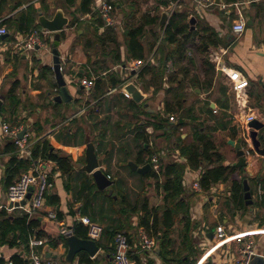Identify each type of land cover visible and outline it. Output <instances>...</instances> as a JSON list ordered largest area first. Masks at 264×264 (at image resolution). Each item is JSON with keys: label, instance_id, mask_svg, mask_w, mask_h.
<instances>
[{"label": "crops", "instance_id": "1", "mask_svg": "<svg viewBox=\"0 0 264 264\" xmlns=\"http://www.w3.org/2000/svg\"><path fill=\"white\" fill-rule=\"evenodd\" d=\"M18 1L23 2L24 5L15 9V5L11 3L6 9L3 20H9L26 9L29 3H25L28 1L36 2L35 7L40 12L42 11L41 4L37 2L39 0H17L16 2ZM93 1L92 14H76L80 0L76 2L75 8H68L65 0H46L48 11L46 9L40 14L51 19L58 10H61L70 22L74 13L81 21L79 26L67 27L62 32L63 35L61 33V42L58 48L61 66L70 97H72V100L66 103L54 101V98L60 95L54 71L49 73L41 70L43 66L53 67L52 48L55 34L42 29L40 32L44 33L43 45L33 51H25L18 45L26 39V36L10 29L7 25L0 26L4 27L7 32L0 36V97L5 98L0 111V211L9 205L6 171L11 158L15 155V150L13 151L10 141L2 131V124L7 123L11 126L19 124L23 130L26 129V134L34 145L39 140L46 138L53 149L70 156L75 163V172L71 176H64L56 163L52 161L54 164L52 169L54 188L48 193L43 209L30 217L41 222L39 230L46 234L44 239L46 243L40 249V253L45 257L51 253L52 258L50 259H54L59 264H68L65 261L67 247L60 245L53 250L48 245V238L59 237L61 225L74 229L77 224L75 215L78 212L82 213L83 200L77 196L82 186L79 173H84L87 177L92 178V175L82 171L86 165L85 154L88 143H93L96 146L98 158L103 161V170L115 181V185L109 188L113 189L112 195L115 194L114 188L117 181H122L123 189L130 195L132 201H136L141 196L148 199L151 207L163 205V191L160 193V199L157 198L151 204L143 185L146 179H153L145 178L147 174L154 171L152 159L159 158L161 166L172 162L187 165V161L180 155L175 145L177 136L166 140L163 136L164 131H155L152 126L147 127L145 131L147 133L145 134L149 136L148 144L139 142L138 123L149 121L145 114H159L170 121L173 117L172 123L183 122L184 126L180 131L186 144L193 142V134L198 129L208 130L214 137L219 152L224 157V165L235 169L230 180L218 183L209 192H204L203 190L196 191L193 188L194 183L199 181L202 171L187 167L184 174V189L186 200L191 206L192 230L185 240L184 236L180 235L181 231H184L185 223L178 222L176 231L173 233L175 249L183 252L182 256L185 257L186 264H234L239 257L241 244L251 237L255 240V250L258 253L252 264H264L262 258L264 255V207H258L257 196V187L259 184L262 185L260 181L264 180V156L257 154L252 149L250 140L245 141L244 139L246 130L240 121L232 82L225 74L216 71L217 78L214 87L209 92L187 85L183 108L176 114L165 113V103L168 99H172L166 91L170 87L167 82L168 74L174 71L172 62L169 61L167 64V75L164 78L162 90L155 93V88L150 86V76L139 80L140 73L148 64L137 68L136 71L129 70L132 67V60H139H129L125 42L126 23L128 21L129 23L137 22L145 15L150 17L159 15L162 20L163 14H167L168 18L163 27L172 14L177 11L188 15L189 21L195 19L194 28L190 23L191 30L213 31L223 41L224 45L218 48L211 47L210 51H216L219 48L227 49L228 53L222 58L221 65L228 72L234 70L242 74L247 81L249 108L257 116V119L264 123V112L256 104L259 96H261V103L264 104V0H243L242 2L235 0L234 3H230L228 0H215V4L208 7L201 6L198 0H111L112 3H117L113 16H117L118 19L113 27L119 36L121 63L115 62L111 56H104L99 44H92L89 49L85 47L87 42L95 39L93 26H91L92 16L95 13L100 14L96 9L98 0ZM240 19L245 20L246 30L241 36H236L233 33V26ZM249 22L252 24L248 25ZM163 27H160L159 23V28ZM103 31L100 29L99 35ZM200 35L202 36V32ZM149 42H151L150 34L144 40L147 58L142 61H148L153 57V62L149 65H156L160 55L156 56L154 52L149 53ZM197 42H199V38L196 40ZM189 49L192 53L191 56L194 55L196 70L197 64L199 67L201 63H196L197 52L194 51L193 44L189 45ZM97 61L100 64H97ZM169 65H171L170 70ZM69 68L71 69L68 72ZM195 70L191 72L190 76L199 75L203 79V72L197 73ZM92 77H97V79L92 91L87 93L81 85V81ZM179 77L182 78V76ZM100 78L103 79L104 86L98 90L97 80ZM113 79L124 82L113 90L111 88ZM129 84H134L142 93L144 99L141 102L125 96L127 93L125 87ZM13 87H15L14 95L18 102L15 106H11L8 101V93ZM56 87L59 92L56 91ZM155 96L162 97V102L156 109L150 106V100ZM253 103L254 107L251 105ZM4 107L5 113L2 114ZM209 109L213 112H210ZM239 140H242L243 149L250 152L245 156L246 166L243 168L235 167L239 158L236 149L229 144L230 141L237 142ZM149 160L150 162H148ZM130 162L137 164L138 167L151 164L152 171L141 175L132 171L129 166ZM122 170L131 177H138L142 184L141 188L134 191L128 190L121 175ZM22 174L16 176L15 181ZM245 180L248 181V185L253 191V204L247 205L244 198L248 209L239 210L232 202V187L234 181H243L244 190ZM262 188L264 190V185ZM51 195L59 198L58 205L48 203V197ZM113 197L118 200L116 195ZM30 203L31 199L26 206ZM93 208L96 211L104 208L105 216L118 219V216H113L109 204L104 203L101 199L97 205H93ZM20 212L24 211L20 208L9 211L12 213L11 215L15 216ZM52 212L57 214L56 221L49 218V214ZM96 223L103 228L120 226L118 223L110 222L107 218L103 221L97 220ZM138 223V215H132L128 221L122 223L125 226L124 232L130 238L131 257L132 255L139 257L141 264H166L160 256L161 247L159 251H156L155 247L152 252H141L140 235L144 229L139 227ZM218 227L224 228L226 236L223 238H219L217 234ZM99 242L106 243V240L102 236L97 241V243ZM157 243L156 241V245ZM110 246L108 245L104 249L100 248L95 257H88L95 260L96 264H113V250L109 248ZM188 253L191 254L187 260ZM0 254L3 255L0 258L7 261L14 255L29 260L30 255L20 247L12 249L8 246H0ZM79 255L72 264H80Z\"/></svg>", "mask_w": 264, "mask_h": 264}, {"label": "trees", "instance_id": "2", "mask_svg": "<svg viewBox=\"0 0 264 264\" xmlns=\"http://www.w3.org/2000/svg\"><path fill=\"white\" fill-rule=\"evenodd\" d=\"M17 0H0V26H8L16 32H19L25 36L29 35L35 30L41 31V26L37 23L40 14L45 12L47 8L46 0H39L42 6L40 12L35 3L28 1L25 4L29 5L26 9L20 11L17 15L9 20H3V16L6 13L8 6L13 3L15 9L21 8L24 3L16 2ZM78 0H65L67 7L75 8ZM93 0H80L77 13L92 14L93 13ZM230 3L236 2L235 0H228ZM115 9L117 3L113 2ZM167 4L166 2L164 3ZM74 13L70 25L68 27L75 28L81 24L80 19ZM94 41H89L85 44L86 49L93 44L101 45L104 56H111L115 62H122V54L120 51L119 36L115 28L112 26H106L101 14L95 13L92 16ZM161 17L159 15L150 17L143 16L139 21H129L126 23L125 29V42L128 49V58L136 59L139 61L146 60L145 55V43L144 40L148 34L151 35V42L148 43L149 53H155L159 59L156 65H147L139 75V80H144L147 76L151 77L150 86L155 88V93L162 90L164 78L167 75V64L169 61L174 66V71L168 74L169 89H167L168 96L172 99H168L165 103V113L176 114L184 105L186 99L185 90L187 85H191L194 89L205 90L209 92L215 84L217 78V72L215 65L206 56L210 52V48H218L224 45L223 41L218 38V35L211 31L205 30H191L190 21L188 15L184 13L174 12L169 18L167 24L163 28H159ZM100 29H103V33L99 35ZM208 30V29H207ZM202 32V36L200 33ZM63 35V33H62ZM43 38V36H42ZM199 38V42L196 40ZM194 45V51L201 54V66L203 72V79L199 75H193L191 72L195 70V62L191 56L189 45ZM155 50V51H154ZM97 64H100L98 61ZM95 63V64H96ZM42 72H53V69L48 66H43ZM179 76H182L180 78ZM191 77V78H190ZM124 81L113 79L111 82V88L115 90L120 83ZM103 79L97 80L98 90L103 88ZM56 91L59 89L56 87ZM15 94V87H13L8 93L9 104L17 105V97ZM250 96V95H249ZM260 98V99H259ZM258 108L264 112V104L261 103V96L256 100ZM208 108L210 105H207ZM210 112H213L209 109ZM5 113V107L2 110V114ZM149 121L144 123H138L139 135L138 139L141 144L144 142L148 144L149 136L146 134V128L152 126L155 131H164V138L166 140L176 137L175 145L178 148L180 155L187 161V165H181L178 163L162 164L160 173L155 171L150 172L145 176L151 177L156 180L157 188L164 193L163 205L158 207H151L149 201L145 197L132 201L130 195L123 189V182L117 181V185L114 188V195H110L108 190L99 191L92 178H89L84 173H79L82 186L79 189L77 196L80 200H83L82 215L89 217L93 222L97 220L109 219L112 223H118L120 226H109L104 228L103 238L106 243H98L100 248H109L114 252V239L119 233L125 234V226L123 221H128L132 215L139 216V227L150 236L156 239L159 243L161 250L160 256L166 262V264H186L185 257L182 256V251L175 249V240L173 239V233L176 231V225L178 222H184V231H181L180 235H183L185 240L188 238L192 230V221L190 220L191 206L186 200V192L184 189V174L189 167L193 170H201V176L199 184L204 192H209L218 183L227 182L230 180L231 175L235 169L230 166L224 165V157L217 148L214 137L208 130H197L193 134V142L186 144V140L182 138L181 129L184 126L183 122L172 123L168 118L162 115L145 114ZM19 125V124H18ZM146 133V134H145ZM168 135V136H167ZM145 140V141H144ZM15 155L11 158L6 171V183L7 188L15 182L16 176H19L23 172L28 171L32 164V160L19 159L16 156V146L11 143ZM143 147V146H142ZM143 149H145L143 147ZM50 160L56 163L59 171L64 176H71L75 172V163L70 156L64 155L61 151L53 149L49 141L46 138L39 140L33 147V160L39 159ZM151 160V159H150ZM150 160L148 162H150ZM161 165V164H160ZM264 185V180L260 181ZM113 191V189H112ZM117 196L118 200H115L113 196ZM144 195V194H143ZM76 196V197H77ZM120 198V199H119ZM107 202L113 211V216H118V219H112L108 215L105 216V210L102 208L96 211L93 205H97L99 201ZM48 203L58 205L60 200L58 197L49 196ZM232 202L236 204L237 209L247 210V206L244 201L243 181H234L232 187ZM258 207H264V198L258 200ZM5 208L0 211V246H8L10 248H18L24 250L25 253L30 254V240L36 238L38 240L45 239L46 234L39 230L41 222L38 219L30 218L26 213H19L16 216L11 215ZM75 235L81 239H89L88 229L81 223H77L74 227ZM183 232V233H182ZM130 241V238H129ZM48 245L53 250L57 249L60 245H66V239L62 236L57 238H48ZM43 246L37 248L40 253V249ZM188 253L186 256L189 259ZM80 264H96L95 260H91L89 255L82 252L80 255ZM132 259L136 264H141L139 257H133ZM0 264H30V260L25 259L19 255H14L9 261L4 258H0ZM72 264V263H71ZM192 264V263H191Z\"/></svg>", "mask_w": 264, "mask_h": 264}, {"label": "built area", "instance_id": "3", "mask_svg": "<svg viewBox=\"0 0 264 264\" xmlns=\"http://www.w3.org/2000/svg\"><path fill=\"white\" fill-rule=\"evenodd\" d=\"M198 1L203 7H208L215 4V0ZM96 9L101 14L106 26L112 27L116 23V19L113 16L115 6L111 0H98ZM245 30L246 22L244 19H240L233 26V33L236 36H241L245 32ZM6 33V29L4 27H0V36L5 35ZM43 34V32L35 30L29 35H27L26 39L18 46L24 49L25 51H33L37 47H41L43 45ZM227 53V49L219 48L216 51H213V53L210 55V60L215 65L216 71L218 73L220 72L225 74L233 84L236 106L239 112L240 121L241 123H243L246 130V133L244 134V139L245 141H247L249 140L248 124L254 119H257V116L249 108L247 81L244 79L240 72L234 70L228 72L225 67L221 65L222 58L227 55ZM152 62L153 57H151L148 61L132 60V67H130L129 70L136 71L137 68L143 67L147 64H151ZM170 69L171 65H169V70ZM96 79L97 77L83 79L81 81V85L87 92H90L92 91L95 85ZM125 96L127 98L130 97L127 93L125 94ZM171 121H174L173 117L171 118ZM2 131L7 137L14 139L16 153L19 159H28L33 161L30 170L26 173H23L17 181L11 184L8 187L7 192L9 205L11 203L15 205L20 204L22 201H24L27 198L30 189L33 188L30 205L23 207L19 206L17 208L14 207L13 209H9V205H7L2 209L5 208L7 211H11L20 208L27 215L32 217L43 209L48 193L54 188V181L52 178V169L54 167V164L52 163V161L45 159H39L37 161L33 160L34 144L30 141L29 136L25 134L23 139H20L18 137V135L23 131L22 126H11L7 123H3ZM152 164L154 171L159 174L161 168L159 158L154 157L152 159ZM193 188L196 191L202 190L199 181L194 183ZM257 192L258 199H263L264 190L261 184L258 185ZM49 218L53 221H56L58 219L57 214L55 212L50 213ZM75 219L77 223H81L88 229L89 239L97 242L102 238L104 228L100 224L93 222L89 217L83 216L79 212L75 215ZM216 231L219 238H223L224 236H226L223 227H218ZM59 233L60 236L64 237L65 239L75 235L73 228H68L64 225L60 226ZM140 241L141 252H152L156 247V239L150 237L145 231L141 233ZM45 243L46 241L44 239L38 240L36 238H33L30 240V264H59L54 259H48L43 254L38 252L37 248L43 246ZM257 256L258 253L255 250V240L250 237L241 244L239 249V257L234 262V264H252L254 258ZM262 257H264V255H262ZM112 262L113 264H136L131 257L129 238L123 233H119L115 236Z\"/></svg>", "mask_w": 264, "mask_h": 264}, {"label": "water", "instance_id": "4", "mask_svg": "<svg viewBox=\"0 0 264 264\" xmlns=\"http://www.w3.org/2000/svg\"><path fill=\"white\" fill-rule=\"evenodd\" d=\"M243 1V0H239ZM168 16L167 14H163L162 20L160 22V27H163L164 23L166 22ZM38 23L42 27L43 30L47 31L48 33H54V43L52 48V55H53V71L55 73V78L58 87L60 88V95L54 98L55 102L59 103H66L72 100L70 97L67 81L65 79L64 73L62 72L61 66V56L59 52L60 42H61V33L66 30V28L70 25L69 19L64 15L63 11L58 10L53 18H47L44 15H40L38 18ZM192 28H194L195 19H191L190 21ZM252 23L249 22L248 25ZM222 74V73H220ZM264 87V82H263ZM125 91L132 97L135 101L141 102L144 99L142 93L138 90V88L134 84H129L125 87ZM5 101L4 97H0V111ZM250 129L249 132V140L251 142L252 149L259 155L264 156V123L259 121L258 119H254L248 124ZM26 134V129L23 130L18 137L23 139L24 135ZM229 144L234 147L237 151V156L239 158V162L235 165L236 168H243L246 166V154L250 153L249 151H245L243 149L242 140L237 142L230 141ZM86 165L82 168V171L92 175V178L98 188L99 191H104L106 189L111 188L115 185V181H113L103 170V161L98 158L96 146L93 143H88L86 154ZM129 166L131 167L132 171L137 172L141 175H146L150 171H152V165L147 164L143 167H138L137 164L130 162ZM33 193V188L30 189L27 198L22 201L20 204H10L9 209H13L14 207L19 206H26L27 202L31 199ZM110 195H112L113 191H109ZM253 191H251L248 181H244V198L246 200L247 205H252L253 200ZM66 245H67V254L65 261L68 264H71L75 258L81 254L82 252L87 253L90 257H95L98 252L100 251V247L98 243L91 239H81L77 235L72 237L66 238ZM160 250V245L157 243L156 251ZM2 257L3 255L0 254ZM46 258H52V254L49 253L46 255ZM264 259V257H262Z\"/></svg>", "mask_w": 264, "mask_h": 264}, {"label": "rangeland", "instance_id": "5", "mask_svg": "<svg viewBox=\"0 0 264 264\" xmlns=\"http://www.w3.org/2000/svg\"><path fill=\"white\" fill-rule=\"evenodd\" d=\"M117 16H115L114 15V18L116 19V21H117V19L118 18H116ZM51 45V44H50ZM213 53V51H210L206 56H208L209 57V59L211 58V54ZM194 55H192V57H193ZM196 63H201V60H202V56H201V54H199V53H196ZM211 61V60H210ZM80 67V66H79ZM71 68H69L68 69V72H69V70H70ZM195 72H197V73H202V66H201V64L199 65V67H198V64H197V69L195 70ZM88 93V92H87ZM161 102H162V97H153V98H151V100H150V106L152 107V108H157V106H159L160 104H161ZM252 106L254 105V103L253 104H251ZM254 107V106H253ZM94 108H96V107H94ZM7 140L8 141H10V143H14V139L13 138H10V137H7ZM121 175L123 176V179H124V183H125V187L126 188H128V190H130V191H134V190H136V189H139V188H141L140 186H142V184H141V181H140V179L138 178V177H131V176H129V174L128 173H124V171L122 170V173H121ZM143 185H144V187H145V189H146V192H147V194H148V196L147 197H149L150 198V201H151V204L152 203H154V201L155 200H157V198H159L160 199V193H161V190H159L158 188H157V183H156V180L155 179H146L144 182H143Z\"/></svg>", "mask_w": 264, "mask_h": 264}]
</instances>
